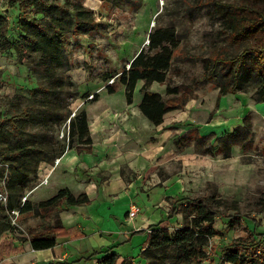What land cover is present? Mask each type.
I'll list each match as a JSON object with an SVG mask.
<instances>
[{
    "label": "rangeland",
    "instance_id": "obj_1",
    "mask_svg": "<svg viewBox=\"0 0 264 264\" xmlns=\"http://www.w3.org/2000/svg\"><path fill=\"white\" fill-rule=\"evenodd\" d=\"M65 1L55 0L60 4ZM69 1L92 10L97 23L95 30L85 33L88 36L86 39L75 38L81 50L72 80H78L81 84L74 81L77 87L79 85L78 93L76 87H68L67 95L59 100L69 108V118L77 114L79 106L85 102H99L87 106L89 115L104 109L105 103L114 102L119 106L125 102L122 87L113 94H108L106 90L95 91L109 84L108 81L103 82L98 74L120 69L124 59L132 57L136 50L147 45L148 34L156 28H172L179 36L181 52L173 59L167 83L177 88L179 93H188V99L185 106L168 113L159 126L148 124L140 118L125 124V120L111 122L105 117L93 123L92 127H104L114 135L107 146L112 147L114 142L117 148L120 143L122 156L116 153L105 155V158L110 163L120 160V165H116L115 169L130 185L112 188L110 192L113 193L109 194L106 202H102L101 199H106V196L102 197L104 181H97L99 199L92 204L90 202L89 208L83 206L75 209L79 210L75 218L80 219L79 224L84 228L83 237L73 241L60 240L56 250L58 256L48 250L32 252L29 245L24 244V253L5 256L0 264H45L65 260L68 264H101L96 259L78 260L94 251L107 249H111L109 254H115L116 264H146L141 249L146 245L148 234L137 231L158 223L166 225L171 232L175 231L182 227L183 217L178 212L168 219L172 204L181 210L187 200L199 197L226 200L231 204L234 202L241 216L232 228L228 227L226 220L218 219L216 228L222 232V236L212 239L210 245L221 246L233 239L246 237L247 231L253 227L252 222L256 223L259 232H264V104L254 101L249 91L220 97L216 107L218 89L212 83L201 80L210 52L224 44L223 36L218 35L220 26L213 5L196 12L185 4L193 3V0ZM8 2L0 0V17L5 18L7 39L14 41L20 36L17 25L23 14L9 7ZM26 15L41 18L31 10ZM43 25L48 26V22L44 21ZM65 36L67 42L73 35L67 31ZM68 46L65 43L66 49ZM70 49L69 53H78V48L73 44ZM17 59L14 50L0 46V119H8L14 111H20L30 102V92L38 86L36 74ZM40 83L45 85L43 81ZM163 87L153 84L151 92ZM139 88H136L133 96L136 103L141 99ZM85 95L88 97L84 98ZM94 95H97L96 101H93ZM38 98L44 96L39 94ZM69 118L51 130L54 141L65 145L68 143ZM245 121L251 125L252 147L243 150L234 146L229 157H224L219 150L218 139L242 126ZM24 132L30 135L40 131L26 124ZM195 134L207 137L201 144L203 149L212 146L211 153H197ZM181 137L188 138V141L183 142ZM128 150L132 154H128ZM79 172L82 173L79 176L84 177L83 169H79ZM4 183L5 175L0 178L2 194ZM63 183L73 190L77 188L70 178L63 179ZM31 190L24 193L21 201L29 200ZM42 195H46V189H41L33 198ZM133 204L142 211L135 219L129 220L126 212ZM71 210L61 209L57 213L58 218L64 213L70 215ZM11 216L10 223L15 230L3 237L11 238L15 246L20 247L26 231L40 224L42 219L37 214L23 220H15L14 214ZM141 224L144 226L140 227ZM45 253L49 255L47 260L41 257ZM103 255L100 254V259Z\"/></svg>",
    "mask_w": 264,
    "mask_h": 264
},
{
    "label": "trees",
    "instance_id": "obj_2",
    "mask_svg": "<svg viewBox=\"0 0 264 264\" xmlns=\"http://www.w3.org/2000/svg\"><path fill=\"white\" fill-rule=\"evenodd\" d=\"M185 4L196 12L213 5L218 14V35L223 36L224 44L212 49L201 76V80L218 89L215 106H218L220 97L249 91L254 101L264 104V0H193V3ZM8 6L23 14L17 25L20 36L14 41L8 40L5 18L0 17V46L14 50L18 62L36 74L39 81L30 92V102L20 111H14L10 118L0 119V178L5 175L3 195L6 198L5 202L0 201V261L5 256L24 253V244L33 251H44L58 246L60 240L73 241L83 237L76 228L63 226L57 213L64 208L89 205L91 201L85 193L74 195L68 188H62L53 197L38 203L29 200L22 203L21 198L36 186L42 163L54 162L67 149H74L79 154L92 153L85 111L69 118V108L59 100L67 95L68 87H76L78 93V87L69 75L66 32L73 36L85 35L97 27L92 10L69 0L62 4L55 0H9ZM28 10L41 18L26 15ZM44 21L48 26L43 25ZM147 42L120 71L106 73L103 81L114 80L105 87L108 94L122 87L127 105L133 102L137 83L143 82L138 109L152 125L159 126L167 113L185 106L188 93H179L177 88L167 83L173 59L181 52L175 30L156 28L148 34ZM153 83L166 85L164 96L149 90ZM39 94L44 98H38ZM96 96H93V101H96ZM68 118V143L65 145L54 141L50 132ZM26 124L40 132L27 135L24 132ZM251 136V125L245 121L218 139L219 150L224 157H229L234 146L250 149ZM205 139L207 137L195 134L197 153H211L212 146L202 148L201 142ZM180 140L187 142L188 138L181 137ZM233 203L199 197L187 200L181 210L172 204L168 219L180 212L182 227L171 232L166 225L158 223L137 231L148 234L141 251L146 264H264V232L256 229L255 222H252L253 227L247 231L246 237L233 239L221 246L210 245L212 239L222 236L216 228L218 219L226 220L230 228L240 221V213ZM14 211L18 212L15 220L34 214L42 219L40 224L26 231L20 247H16L11 238L3 237L15 230L10 223ZM110 251H94L78 261L96 259L101 264H116V256L109 254ZM102 253L104 255L100 259ZM66 261L45 264H68Z\"/></svg>",
    "mask_w": 264,
    "mask_h": 264
},
{
    "label": "crops",
    "instance_id": "obj_3",
    "mask_svg": "<svg viewBox=\"0 0 264 264\" xmlns=\"http://www.w3.org/2000/svg\"><path fill=\"white\" fill-rule=\"evenodd\" d=\"M79 37L86 39L88 36H85V35L71 36V39H67V42L65 41V43L69 44L68 49H66V53L68 54L67 56H68L69 65L71 68L69 71V75L71 78L73 77V72L77 68L76 64H77V62H79V59H80L79 58V55H80L79 50H81V46L79 44H76V41L78 42V40L75 39V38H79ZM72 44H73V47L78 48L77 54H76V51H72L73 53H69L72 49V48L70 49ZM142 47L143 46H141L138 50H136L134 52V54L132 55V57H130L128 59H124L123 64H126V62L131 61L133 59V57L135 56V54ZM77 55H78V58H76ZM76 59H78V61ZM81 63H82V61H81ZM122 67H123V65L121 66V68ZM121 68L118 70H114L112 72H118L121 70ZM112 72H103V73L101 72L98 75H99L100 79L102 77V81H103V76L106 73H112ZM74 81H76L78 84H81V83H79L78 80L74 79ZM142 84H143V82H138L136 88L138 86L141 88ZM153 84H157V83H153ZM153 84L149 87L150 91H151V87L153 86ZM159 85H161V84H159ZM163 86L164 85H162V87ZM105 87H106V85L104 84V86L102 85V87L98 88L95 91L100 92L102 90H106ZM78 88H79V85H78ZM140 88H139V90H140ZM165 88H166V85H165V87L162 88V90L159 89V91H152V92L159 93V94L163 95V94H165ZM139 93H140V91H139ZM97 103H99V102H85L81 106H79V110L80 111L84 110L86 115H87V118H88L89 132H90V136L92 139V153L91 154H87V153H80L79 154L74 149H67L52 164L42 163L38 169V174H37L38 183L28 193L29 201H31L32 203H38L41 201H45V200L53 197L60 189L68 188L67 185L63 183V179H66V178H70L71 182L76 184V187H77L76 190H73L71 188H68V189L75 195L85 193L89 197L91 204L94 201L99 199L98 198V189H97L98 183H97V181L99 182L102 179L104 181L103 186H105V187L103 189L104 193H102V197L104 198L106 196V199L104 201L101 199L102 202H106L108 200L109 194L113 193V192H110V191H112V188H114V187L120 188V186L125 187L126 184L128 186L130 185V183L124 182V180L121 178L120 174H118L119 172L117 173V170L115 169L116 165H120L118 163V161H120V160L117 159V161L114 160V162L110 163L105 158V155L116 154V153H118L120 156H122L120 143L118 142L117 148L114 147V145H115L114 142H112L113 143L112 147L107 146L106 144H108V141L113 140L114 135H112L110 133L111 131L107 130L106 128H104V127L103 128H96L95 126L92 127V124L95 123L96 121L101 120L102 118L104 119L105 117H108L111 122H114V121L118 122L120 120H122V121L125 120V121H123V122H125V124L129 123L131 120H136V119L138 120V118L147 122L148 124H151V123L140 113V111L138 109L139 102L138 103L132 102L131 105H127L126 102H123L119 106H118V104L115 105L114 102H108V104L107 103L104 104L105 105L104 109L98 111L97 113H96V111L94 112V110H92V112H94L95 114L89 115V111H88V109H86L87 106H94ZM166 115H165V117H166ZM115 132H117V130H115ZM124 135H126V134H124ZM129 150H131V149H129ZM128 154H132L131 151H129ZM79 169H83L84 177L79 176L82 174L81 172H79ZM98 174H100V175H98ZM41 189H43V190L46 189V195L45 196L42 195L41 197H38L37 199L33 198L34 195L37 192H39ZM91 204L89 206L86 205L84 207L83 206L71 207V209H72L71 211H73V212L70 215H68L67 213H64L63 215H61V218L59 215V219H60L61 223L63 224V226H65L66 228L74 227L79 232H83L84 228L82 225L79 224L80 219L75 218V215L79 212V210L77 211L75 209H81L82 207L83 208H89L91 206ZM74 211H77V212H74ZM127 212H128V210H127ZM143 226H144V224L140 225V227H143ZM57 247L58 246H56L52 250L50 249L48 251H50L52 254L54 252V255L58 256V254L56 252ZM22 248H23V246H22ZM143 249H144V247L141 249V251ZM32 252H33V250H32ZM41 252H43V251H41ZM44 252H46V250H44ZM36 254H38V253L36 252ZM48 256L49 255L45 253V254H42L41 257H43L47 260ZM64 258H66V255Z\"/></svg>",
    "mask_w": 264,
    "mask_h": 264
},
{
    "label": "built area",
    "instance_id": "obj_4",
    "mask_svg": "<svg viewBox=\"0 0 264 264\" xmlns=\"http://www.w3.org/2000/svg\"><path fill=\"white\" fill-rule=\"evenodd\" d=\"M146 43H148L146 41ZM114 80L112 79L111 81H108L109 84H111ZM0 201L2 202H5L6 201V198L5 196L0 193ZM26 200L25 199H22V203H24ZM141 208L138 206V205H131L128 212H127V219L129 220H133L135 219L140 213H141ZM14 214V219L18 216V212L17 211H14L13 212Z\"/></svg>",
    "mask_w": 264,
    "mask_h": 264
}]
</instances>
